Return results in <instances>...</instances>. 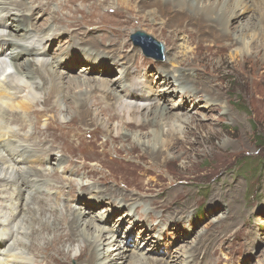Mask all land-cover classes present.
Masks as SVG:
<instances>
[{"label": "rangeland", "instance_id": "rangeland-1", "mask_svg": "<svg viewBox=\"0 0 264 264\" xmlns=\"http://www.w3.org/2000/svg\"><path fill=\"white\" fill-rule=\"evenodd\" d=\"M95 1L102 0H59L57 2L53 0L50 13L56 11L62 4L66 5L64 8L66 10L63 11L66 14L68 7L71 6L74 8L72 12L76 20L89 21V25L93 26L88 32H93L94 35L89 37H95L99 42H104L106 47L115 51L125 45L126 48L122 52L125 56L122 60L123 62L126 58L130 60L127 61L132 67L130 78L123 83L124 70L112 65L106 79L113 85L122 83L126 87L144 89L150 98L151 107L167 102L169 103L168 106L166 105L169 110L168 115L176 114L180 120H174L175 115L172 119L167 118L168 123H171L170 128L164 125L165 122H159L156 118L153 121L152 115H148V119L151 120L147 119L148 123L145 127L139 129L142 119L138 125L132 117L128 119L123 111L116 109L114 112L120 117L115 118L112 121L113 124L106 127L92 123L93 121L91 122L89 118L81 120L82 113L78 109L80 102L72 101L71 98H66L65 102L57 106H53L52 103L47 105L44 94L31 98V104L34 106L24 116L27 128L21 131L22 124L14 123V125H8L7 129L18 132V135L12 134L13 139L16 138L19 142L18 144L21 143L29 149H36V152L41 146L44 149L43 153H52L41 157L42 159L50 158L42 164L35 162L36 155L39 153L32 155L30 160L34 161L28 163V173H34L46 179L40 184L42 186L40 193L49 200L50 205L55 207L53 214L57 215L58 219L55 220L56 218L49 214L42 215L43 211L40 210L37 213L38 218L40 215L43 220L56 221L55 232L39 233L40 236L28 239L27 246L32 243L39 246L38 250L43 252L45 247L53 245L58 254L48 252L50 257L44 255L45 261L42 254L39 255L37 252L33 255L32 252L25 250L33 260L29 263L59 264L61 259L62 264H80L79 262L83 260L90 262L88 254H80V242L63 240V236L55 237L59 233L56 230L60 226L61 218L59 217H62V213H65L68 207L66 196L59 195L57 189L59 186L57 183L64 184L65 181L53 171L57 169L56 164L59 163L58 165H66L77 176L72 177L69 173L60 174L65 179L75 180L76 183L81 184L80 188L85 189L84 192L87 189L91 191L96 187H103L101 179H108V186L123 193V195L119 194L117 199L103 200L95 208L96 212L94 209V213H87L89 216L85 218V220H96L95 223L102 226L103 223L99 219L104 217L106 220L104 226L109 232L115 234L114 242L109 247L105 259L98 260L96 264L100 262L115 264L116 259L121 258L116 251L117 246L126 245L129 234L133 239L129 242L131 251L127 254L134 256L142 254L141 258H150L149 261L152 264H188V257L191 255L187 252H191L192 248L198 249L197 254H192L194 252L190 254L198 256L201 264H264V166L262 168L257 166L259 157H264V67H252L253 60L258 63L264 62V52L259 50L264 39L261 38V28L254 22L258 14L255 12L254 5L248 1L251 7L246 18L256 14L253 19L254 26L245 29V43L248 46L241 50L243 48L241 43L231 47L227 46L230 40L228 42L221 40L219 34L223 31L210 32L201 41L197 37V31L190 30V27H185L183 23L177 24L175 17L169 21L161 10L157 11L156 8L146 6L141 1L123 3L121 0H110L106 7L101 8L98 16L90 7ZM26 4L33 7L39 5V2L26 0ZM44 6L42 4V7ZM78 8H84V10L81 12ZM152 10L157 12L153 13ZM116 11L128 18L133 17L132 25L125 28L123 21L126 19L115 15ZM90 14L91 17L94 15L96 17L91 18ZM233 24L234 39H237L246 24L243 26L238 23ZM63 26L66 25L59 26L62 31L68 29L67 27L64 29ZM111 29L121 32L120 38L114 32L110 34L111 37L108 36ZM77 30L75 32H78ZM135 32L145 33L161 43L164 47V60L156 59L153 55L147 57L142 48L134 44L131 39ZM78 33L82 34L83 31ZM62 36L47 48L51 60L63 56L73 44L69 34L65 33ZM108 37L115 41L112 47L105 41ZM174 44L176 48L172 51ZM83 49L78 47L79 54L84 58L73 71L68 72L70 76L80 77L87 74L80 71L81 68L88 67V62L84 60L90 54L88 49ZM204 50H209V53ZM100 51L106 56L107 53L104 50ZM244 54L252 58L249 69H245L242 65ZM184 55L189 59L184 61L185 58H182ZM157 56L160 57V53H157ZM172 57L173 59L178 57L177 61L185 63V66L173 65ZM190 59L195 70H190L191 73L185 72L187 81L181 80L182 84L178 89H175V86L168 87L171 92L175 91L174 95H170L172 98L158 96L157 84L161 70L169 67L174 71L179 69L187 71V62H190ZM92 75L88 76L92 81L98 78L97 75ZM97 97L99 99V96H96L93 100H98ZM212 97L220 99L215 102L216 98ZM103 102L100 108L109 109L106 99ZM181 103H184L185 107ZM200 106H202L201 109ZM102 119L105 122L108 121L106 116H102ZM185 119L191 122H185L187 121ZM115 125H119L124 130L118 134L115 131L116 128L114 129ZM171 129L179 132L175 134L177 137L173 141L166 140V133H169L167 131ZM157 130L164 140L163 143L156 141L150 133ZM152 139L153 141H150ZM148 143L153 145L156 143L155 148L150 147L149 150ZM165 146H168V151ZM159 150L162 153L154 154L153 151ZM0 164L8 167L12 165V162H9L5 156H0ZM4 182V179L0 178V221L8 222L12 213L20 214L21 196L27 198L26 184L29 180L24 185L19 184L15 189L6 187ZM125 188L132 194L137 193L134 189L143 192L141 200L134 202L128 199V204L124 205L122 198L127 194L124 191ZM65 191H68L67 187ZM89 191L85 193L86 196L83 192H80L79 196L75 194L77 201L70 202L73 209L81 216L86 214L84 209L89 210L86 204L96 196ZM108 198L111 197L108 196ZM123 205L130 207L123 209ZM129 208L139 209L140 214H143L145 218L149 217V221L144 222L148 229H151L152 225L163 229L157 230L156 233L159 238L158 253H156L157 249L152 250L153 245L143 240L144 227L134 228L130 222L126 221ZM25 215L29 216L27 210L19 215V219L26 224L24 225L27 228L31 217H24ZM136 222L140 224L142 221ZM59 229L62 231L63 226L61 225ZM177 236L180 239H177ZM34 238H38L43 246L38 244V239L36 243ZM14 240H21V235ZM45 241L51 243L46 244ZM70 245L74 246L73 251ZM17 247L16 244L15 251L18 250ZM170 251L174 252V258L167 263L162 257ZM79 255L83 259L78 262Z\"/></svg>", "mask_w": 264, "mask_h": 264}, {"label": "bare ground", "instance_id": "bare-ground-1", "mask_svg": "<svg viewBox=\"0 0 264 264\" xmlns=\"http://www.w3.org/2000/svg\"><path fill=\"white\" fill-rule=\"evenodd\" d=\"M57 1L59 0H55V2ZM121 1L123 3H128L129 1H141V3L145 4L146 6L156 8L157 11L161 10L162 14L165 15V17L169 18V21H172L175 17V22L177 24L183 23L185 27H190V30L197 31V37H199L201 41H203L202 38L206 37L210 32L213 33L216 30L220 31L221 33L223 31L225 34L223 32L219 34L221 40H225L227 42L230 40V43H227V46L231 47H234L235 44L239 45V43H241L243 45V48H241V50L246 49V46H248L247 43H245V29L254 26V15L258 13L255 17L254 22H256V24L261 28V38L264 39V0ZM248 1H250L254 5L256 13L251 15L249 18H246V15L249 12V8L251 7L249 6ZM38 2L39 5L30 7L26 4V0H0V156H5L6 158H8L9 162H12V165L10 164L8 167H4L5 164H0V178L4 179L6 187H10L12 189H15L19 184H26V181L29 180V183L26 184V191L28 194L27 198L25 199V197L21 196L22 211L20 210V214H24L25 210H27L29 216L25 215L24 217H31V220H28L29 224L27 225V228L25 227L26 224L24 223V225L23 222L19 219L20 214L15 215L14 213H12L11 219L8 222L0 221V231H2V233L0 234V264H30L29 262L33 260L30 258L29 254L26 253L25 250L32 252L33 255H35L37 252L39 253V255L42 254L41 256L44 257L45 261V256L50 257V255L47 254L48 252H51L55 255L58 254L56 248L53 245L45 247L43 252H40V250H38L39 246L33 245L32 243L27 246L28 239L34 236H40L39 233L45 234V232H55L54 227L56 225V221H51V219L43 220L41 219L42 217L40 218V215L38 218L37 213L40 210L43 211L42 215L49 214V216L56 218L55 220L58 219L57 215L53 214L55 207L53 205H50L48 203L49 200L47 198H44V196H42L43 194L40 193L42 188L40 184L43 183L46 179L41 176H38L37 174L28 173V163L34 161L30 160V158L32 159V155H36L39 153V155H36L35 162L42 164L45 162L46 159L50 158L42 159L41 157H46L48 155H51L52 153H43L42 151L44 149L41 146L38 147L36 152V149H29L22 146L21 143L18 144L19 142H17L16 138L13 139L14 136L12 135H18V132L9 131V128L7 129L8 125H14V123L22 124L21 131L27 128V123L24 120V116L27 112H29L31 107L34 106L31 104V98L44 94L45 103H52L53 106H57L59 103L65 102L66 98H71L72 101L75 100L77 102H80L78 103V109L82 113H80L81 120H88L89 118L91 122L93 121L92 123L106 127L110 124L112 125V121L115 120V118L117 119L120 117L118 114H115L114 111H116V109H120L121 111H123V113H125L128 119L132 117V120H135L134 122L138 125L141 123L140 120L142 119L143 121L142 124L139 126V129L140 127L144 128L145 125L148 123V115H152L153 121L157 119L159 120V122H165L164 125L168 127L171 126V123H168V121L166 120L167 118L172 119V116L175 115L174 120H180L179 117L176 116V114H171V116L168 115L169 110L166 108V105L168 106L169 103L167 102L161 105L157 104L156 107H151L149 103L150 98H148L147 93L144 89H138V87L134 89L131 88V86L126 87L124 86V84L122 85V83H120L119 85H113L111 81H108L106 79L107 75L111 72L110 69H112V65H114L115 67H121V69L124 70V75L122 78L123 83L127 82L128 78H130V72L132 67L127 62L130 60L127 58L124 62L122 60L123 56H125L122 53L124 51L123 49L126 48L125 45L120 46L115 51L111 50L112 48L109 49L108 47H106L104 42H99L97 39H95V37H89V35H92L93 32L88 31L91 30L93 26L89 25V21L76 20L72 12L74 8L71 6L68 7V12L66 14L63 13V11L66 10L64 9L66 8V5L64 6L62 4L59 5V8L56 11L50 13V7H52L51 2H53V0H47L46 2L38 0ZM109 2L110 0H102L100 2L95 1L93 5H90V7L95 10V14L98 16L101 13V8L106 7ZM42 4H44L45 6L42 7ZM143 7L144 6L142 5V8ZM78 9L81 12L84 10V8ZM152 11L153 13L157 12L155 10ZM115 15H118L119 18L124 17V19H126L125 21H123L124 19H121L125 23V28L129 26L133 21V17L128 18L120 12L118 13L116 11ZM95 17L96 16L94 15L91 18ZM245 21L247 22L245 23ZM233 23H238L240 26L246 24L241 35L238 36V38L236 37L237 39H234L232 27L234 25ZM63 24L66 25L63 26L64 29L68 28L65 31H62L59 27ZM75 30H77L78 32L83 31V33L81 34L75 32ZM113 32L117 34L118 38H120L121 32H115L113 29H111V32L108 36H110V34H114ZM188 32L189 31L187 30V34ZM65 33L69 34V39L73 43L71 45L70 50L64 53V55L60 58L51 60L48 55V46L53 45V43L56 40L58 41L60 37ZM110 37H108V39H106L105 41H107L108 45L112 47L115 41ZM78 47L84 48L85 50L88 49L90 54L84 60L85 62H88V67H83L80 70L84 71V73L87 74L81 75L80 77H75L70 76L68 72L73 71L76 65L83 61L84 57L79 54ZM174 48H176V44L172 46L171 50L173 51ZM100 50H104L108 55L106 54L105 56V54L102 53V51ZM259 50L261 52H264V43L260 44ZM204 52L209 53V50H204ZM177 58L173 59L172 57L171 63L175 66H185V63L182 64L183 62L177 61ZM182 58H185L183 59L184 61L189 59L186 58L185 55L182 56ZM243 59L244 62L242 65L245 69H249V65L251 64L250 60L252 58H248L246 54H244ZM191 61L192 59H190V62H187V71H185L186 69H179V71H174L169 67L161 70V74L158 76L159 82L157 84V89L159 93L158 96H160L161 98L164 96L172 98V96L170 95H174L175 91L171 92L168 87L175 86V89H178L181 87V80L187 81L185 72L187 73L190 72V70H195L193 68L194 65ZM253 63V68H259L261 66L264 67V62L258 63L257 61L253 60ZM92 74L97 75L98 78H95L92 81L88 77ZM177 83H179L178 86ZM247 84L250 85L249 82H247ZM96 96H99V99L97 97L98 100L95 101L93 100V98ZM212 98L215 99L216 97ZM104 99H106L107 107H109V109L102 110L100 108V105L104 103ZM218 99L220 98H216L215 102ZM96 105H98V107H96ZM182 106L185 107V104L183 103ZM201 108L202 106H200V109ZM140 115H143V117H140ZM102 116H106L108 118V121L105 122L102 119ZM186 116H188V114ZM171 119H169V121ZM190 120L192 119L190 118ZM174 122L177 123L179 121ZM185 122L189 123L191 121L187 120ZM115 128V131L118 134H120V132L124 130L119 125H115L114 129ZM167 132L169 133H166V140L173 141L174 138L177 137L175 136V134H179V132L174 131V129H171V131L169 130ZM150 133L152 137L156 139V141H160V143L164 142L158 130L155 132L151 131ZM125 139L127 140V138ZM150 141H153V139ZM155 144L153 145L148 143L149 150L151 149L150 147L155 148ZM167 147L168 146H165V149H167L168 151ZM120 151L122 150L120 149ZM153 152L154 154L162 153L160 150ZM58 164L59 163L56 164L57 167L55 166L57 169L53 170L54 174L63 178L65 183H57L56 181V183L59 184L57 189L59 195L66 196V203H68V207H66L67 209L65 213H62V215L60 214L62 216L59 217L61 218L60 226H63V230L60 231L59 226L58 229H56L59 233H57L55 237L58 238L59 236H63V240L68 239L71 240L73 243L75 241L80 242V254H88L90 262H87L85 260L79 262V260L83 259L80 258V255L77 257V261L80 264H96L98 260L105 259V255L109 251V247L112 246L114 242L115 234L113 232H109V230L104 226L106 224V220L104 219V217H100L99 219V221L103 223L101 224L103 227L97 225L95 223L96 220H85V218L86 216H89L88 214H90V212L94 213L93 210L97 207L98 204H101L103 200L109 201L113 198L117 199V196L119 194L123 195V193L118 192L114 188L108 186V179H101L103 187H96V189H93L91 191L87 189L86 192H84L85 189L80 188L81 184L76 183L75 180L65 179L60 173H69V175L72 177L77 175L72 173V171L69 170L66 165ZM52 165H54V163ZM61 168L62 171H60ZM70 183L74 184L75 186L71 185ZM66 187L68 188V191H65ZM75 187L77 188V190ZM88 191L90 194L96 196L95 198L90 199L88 204H86V208L88 207L89 210L84 209L86 211V214L81 216L79 212L77 213L73 209L70 202L77 201L75 197L79 196L80 192H83L84 196H86L85 193H87ZM124 191L127 193L122 198L125 202L124 205H127L129 200H133L134 202H136L140 201L142 198L143 192L137 191L136 189H134V191L137 192L135 194L129 192V189L127 188H125ZM93 195L92 197H94ZM108 196H110L111 198H108ZM124 205L122 206L123 209L130 207ZM118 206L120 207V204ZM82 209L83 208H81V210ZM133 210H135L136 212H133ZM125 219L126 221L130 222L134 226V228L144 227L143 240L153 245L152 250L157 249L156 253H158L159 238L156 236V233L157 230L162 231L163 229H159L155 227V225H152L151 229H148L147 224H144V222L146 223L147 221H149V217L145 218L143 214H140L139 209L129 208L126 213ZM36 220H38L39 222L37 221V223ZM135 220L142 222H140L139 224ZM20 235L21 240H14L15 237H18ZM24 235L26 236L25 238ZM128 237V239H133L130 234L128 235ZM37 239L38 238H34V241L36 243L39 240ZM177 239L180 238H178L177 236ZM45 242H47L46 244L51 243L48 241ZM200 242H202V240ZM16 244L18 246L17 251H15ZM38 244L40 246H43L42 244H40V240L38 241ZM81 244L83 245L81 246ZM70 247H72L73 251L74 246L70 245ZM116 251H118V254L119 256H121V258L117 260L116 257L115 264H152L149 261L150 258L142 259V256H140L142 254L134 256L130 255L129 253L128 255L127 252L131 251L129 249V242L123 247H120L118 245ZM190 251L194 252L192 254H197L198 249L192 248V250ZM191 252H187L189 255H191V257H188V264H201L200 258H197L198 256L195 257L194 255L190 254ZM173 253V251H170L166 256H163L162 258L166 260L165 262L169 263L173 261ZM62 262L63 261L61 259V261L58 263L62 264ZM99 264H103V262H100Z\"/></svg>", "mask_w": 264, "mask_h": 264}, {"label": "water", "instance_id": "water-1", "mask_svg": "<svg viewBox=\"0 0 264 264\" xmlns=\"http://www.w3.org/2000/svg\"><path fill=\"white\" fill-rule=\"evenodd\" d=\"M132 41L137 46H140L146 56L155 57L156 59L164 60L165 56L163 55V45L161 43L156 42L150 36L146 35L142 32H135L132 34ZM157 53H160V57L157 56Z\"/></svg>", "mask_w": 264, "mask_h": 264}, {"label": "trees", "instance_id": "trees-1", "mask_svg": "<svg viewBox=\"0 0 264 264\" xmlns=\"http://www.w3.org/2000/svg\"><path fill=\"white\" fill-rule=\"evenodd\" d=\"M261 147H262V145H261ZM263 164H264V157L262 156V157H259V160L257 162V166L262 168L264 166Z\"/></svg>", "mask_w": 264, "mask_h": 264}]
</instances>
